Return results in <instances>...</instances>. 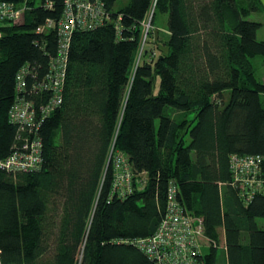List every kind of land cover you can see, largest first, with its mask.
Masks as SVG:
<instances>
[{"label": "trees", "instance_id": "obj_1", "mask_svg": "<svg viewBox=\"0 0 264 264\" xmlns=\"http://www.w3.org/2000/svg\"><path fill=\"white\" fill-rule=\"evenodd\" d=\"M64 1L28 0L24 22L0 38V157L30 136L8 119L17 70L27 68L26 100L38 107L50 96L32 83L48 71L57 34L35 29L57 21ZM115 1L103 0L108 20L70 35L62 101L39 126L40 167H0V264H156L134 240L156 231L170 182L184 211L202 218L197 264H264V183L245 200L230 167L233 154L264 157V82L252 62H264V38L248 18L258 0ZM157 12L166 33L153 36ZM116 152L133 172L123 196L113 189Z\"/></svg>", "mask_w": 264, "mask_h": 264}, {"label": "built area", "instance_id": "obj_2", "mask_svg": "<svg viewBox=\"0 0 264 264\" xmlns=\"http://www.w3.org/2000/svg\"><path fill=\"white\" fill-rule=\"evenodd\" d=\"M50 6V3L47 4ZM30 7L28 0H0V38L7 27L24 22L25 12ZM153 6L143 23L145 41L150 27ZM103 0H65L64 8L57 21L46 18L36 26L37 32L54 28L57 34V48L50 57L49 68L43 78L32 83L33 88L50 91L48 100L35 107L34 101L26 100L21 94L26 84V66H21L14 76L15 96L8 110V119L26 130L30 136L21 145L4 157L0 167L10 172L34 171L42 161V138L39 126L62 101V86L66 74L67 51L70 35L74 29L90 28L108 20ZM117 30L120 26L116 25ZM113 189L121 196L129 193L133 185V172L123 152L113 155ZM264 157L261 154H233L230 167L235 182L242 191V197L250 200L254 193L262 190L264 178L261 168ZM177 187L170 182L167 189V205L164 218L156 231L149 236L139 237L134 244L156 264H197L196 254L201 252L207 238L202 218L184 211L177 200Z\"/></svg>", "mask_w": 264, "mask_h": 264}, {"label": "rangeland", "instance_id": "obj_3", "mask_svg": "<svg viewBox=\"0 0 264 264\" xmlns=\"http://www.w3.org/2000/svg\"><path fill=\"white\" fill-rule=\"evenodd\" d=\"M35 4L37 5L40 0H34ZM128 0H116L115 1V4H114V8L117 9L121 6H123L124 4L127 3ZM153 15V14H152ZM249 19H253V20H257L258 19V14H256L255 12H252L249 16H248ZM152 22V18H151V21L150 23ZM167 26V14L165 13H161V12H157L156 15H155V20L153 22V25H152V30L154 31L153 32V36H156L157 33L156 32H160L161 34H165V28ZM260 29V28H259ZM258 29V30H259ZM260 32V31H259ZM260 34L259 33V37H260ZM257 38H258V35H257ZM258 39H263V38H258ZM140 54V53H139ZM258 61L261 62L262 61V57L261 56H254L252 58V62L253 64L255 65V67H257L259 64H258ZM256 221L257 223L260 225V226H264V217H257L256 218ZM206 245V244H205ZM203 245V246H205ZM202 249L204 251H206V247ZM219 257L221 258L222 257V249L220 248L219 250ZM78 259H80V253L78 254ZM220 264H223L222 262Z\"/></svg>", "mask_w": 264, "mask_h": 264}, {"label": "crops", "instance_id": "obj_4", "mask_svg": "<svg viewBox=\"0 0 264 264\" xmlns=\"http://www.w3.org/2000/svg\"><path fill=\"white\" fill-rule=\"evenodd\" d=\"M259 5L261 10L260 11H255L256 14H258V21H260L262 23L260 29L257 32L258 38H264V0H258ZM260 31V32H259ZM259 33L260 37H259ZM258 66L255 67V71H256V76L260 81L264 82V62L258 61Z\"/></svg>", "mask_w": 264, "mask_h": 264}]
</instances>
